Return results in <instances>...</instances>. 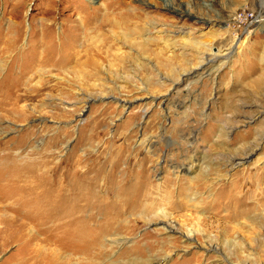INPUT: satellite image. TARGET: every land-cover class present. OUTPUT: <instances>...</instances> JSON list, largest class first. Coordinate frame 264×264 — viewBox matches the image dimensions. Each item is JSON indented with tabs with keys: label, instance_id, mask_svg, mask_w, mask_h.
<instances>
[{
	"label": "rangeland",
	"instance_id": "obj_1",
	"mask_svg": "<svg viewBox=\"0 0 264 264\" xmlns=\"http://www.w3.org/2000/svg\"><path fill=\"white\" fill-rule=\"evenodd\" d=\"M0 264H264V0H0Z\"/></svg>",
	"mask_w": 264,
	"mask_h": 264
},
{
	"label": "bare ground",
	"instance_id": "obj_2",
	"mask_svg": "<svg viewBox=\"0 0 264 264\" xmlns=\"http://www.w3.org/2000/svg\"><path fill=\"white\" fill-rule=\"evenodd\" d=\"M31 188L32 187L29 186L27 189L23 190L24 198H27V200L23 199L24 201L20 202L19 206L18 207L16 206L13 209L14 215L10 218L11 219L10 223L16 229L22 230L25 226H27V224H29L32 220H34V218L36 216L37 217L45 216L43 219H41L40 223H42V225L47 223V222H50L49 219L55 220L58 216L61 215V212L58 211L59 206H61L62 204H64L65 201L68 200V198L66 196H63L59 201L54 202L53 205H50L51 207L44 208V210H46V213L44 212L43 209H36L35 210L36 207L41 205L42 197L41 196H34V195L30 196L29 192L31 191ZM29 196H30V198H29ZM71 211H73V210H71ZM47 216H49V217L47 218ZM45 225H47V224H45ZM165 225L167 226V224H165ZM168 229H170V227Z\"/></svg>",
	"mask_w": 264,
	"mask_h": 264
},
{
	"label": "built area",
	"instance_id": "obj_3",
	"mask_svg": "<svg viewBox=\"0 0 264 264\" xmlns=\"http://www.w3.org/2000/svg\"><path fill=\"white\" fill-rule=\"evenodd\" d=\"M257 21L256 15L249 8L243 9L234 15L236 26L251 25Z\"/></svg>",
	"mask_w": 264,
	"mask_h": 264
},
{
	"label": "water",
	"instance_id": "obj_4",
	"mask_svg": "<svg viewBox=\"0 0 264 264\" xmlns=\"http://www.w3.org/2000/svg\"><path fill=\"white\" fill-rule=\"evenodd\" d=\"M129 106H131V104H129Z\"/></svg>",
	"mask_w": 264,
	"mask_h": 264
}]
</instances>
